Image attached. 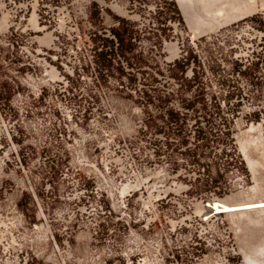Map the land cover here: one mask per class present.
<instances>
[{
    "label": "rangeland",
    "instance_id": "rangeland-1",
    "mask_svg": "<svg viewBox=\"0 0 264 264\" xmlns=\"http://www.w3.org/2000/svg\"><path fill=\"white\" fill-rule=\"evenodd\" d=\"M212 1L213 8L225 3ZM252 1H242L254 11L236 21L264 19L263 0H254L255 8ZM182 3L27 0L18 31H0V264L247 263L242 250L257 246L260 228L238 229L226 217L230 241L215 248L185 220L186 210L200 213L254 179L238 139L251 127L247 82L196 47L236 22L210 31L213 17L210 27L235 10L219 4L215 17L207 13L212 7L190 2L194 10H186ZM9 12L20 8L0 5V22ZM53 30L56 45L41 43ZM138 52L145 57L135 62L158 72L159 101L143 97L146 87L123 83L120 74ZM227 80L238 87L239 103L229 100ZM188 99L199 100L190 104L194 113L185 110ZM199 115L216 124L220 143L197 140ZM211 151L226 153L228 161L220 165ZM256 253L254 262L264 263Z\"/></svg>",
    "mask_w": 264,
    "mask_h": 264
},
{
    "label": "built area",
    "instance_id": "built-area-1",
    "mask_svg": "<svg viewBox=\"0 0 264 264\" xmlns=\"http://www.w3.org/2000/svg\"><path fill=\"white\" fill-rule=\"evenodd\" d=\"M0 2L4 8L7 5L20 8V13L9 12L7 16L6 32L13 35L25 21V13L22 11L27 8V0H0ZM261 22H264V19L259 21L254 18L241 19L220 28L211 35L202 37L196 43L197 48L208 50V58L213 63L217 62L221 68H230L235 78L246 80L247 83L242 88L248 98L246 104L251 121L250 126L255 124L257 117L260 123L264 124V27L261 26ZM27 30L29 29L27 28ZM51 38V46L56 45L59 41V34L53 30ZM47 71H50L51 74L56 71V68L49 67ZM227 86L232 89L229 100L232 99V104L239 103L240 94L234 93L235 91L240 92L238 87L232 85L230 81ZM242 102H244V98ZM214 202L216 200L207 202L200 213L186 210L185 220L190 226L197 228L199 238L208 240L207 246L219 248L221 244L230 241L231 234L230 228L225 223L226 214L220 213L210 206ZM192 205L189 204L188 208L191 209Z\"/></svg>",
    "mask_w": 264,
    "mask_h": 264
},
{
    "label": "bare ground",
    "instance_id": "bare-ground-1",
    "mask_svg": "<svg viewBox=\"0 0 264 264\" xmlns=\"http://www.w3.org/2000/svg\"><path fill=\"white\" fill-rule=\"evenodd\" d=\"M181 1V3L183 2L184 4H186V5H188L189 6V8H190V5H191V3L194 1H192V0H180ZM207 1V0H206ZM205 1V3H207L206 5H203V1H202V4H201V0H199V3L201 4V5H203V6H209V4H211V3H209V2H206ZM213 1H218V0H213ZM212 1V2H213ZM219 1H221V3L223 2H225V3H227L228 4V6H230V8H232V9H234L235 10V13H230V14H228L227 13V15H226V11L228 10V6H227V9L225 10V9H223L222 8V10H224V12H225V17H222L223 18V20L224 21H221L222 20V18L221 17H219V15H218V17L217 18H221L220 20H219V22L221 21V23H218V22H216L215 20V22L217 23V25L216 24H214V26H212V27H210L211 25H213V19H214V17L212 18V20H211V22H212V24L208 27L209 29L208 30H215V29H217V28H219L220 26H222V25H224V24H228V23H231V21H233V20H238V18H241V17H243L244 15L245 16H247L248 15V13H252L253 11H252V9H251V11L252 12H250V10L248 11V9L249 8H246V6H241L243 3H242V1L243 0H219ZM256 1V0H255ZM254 0L252 1V5H251V8H255V6L257 7V3L255 2ZM261 1V0H260ZM191 2V3H190ZM195 2V4L196 5H200V4H197L196 3V1H194ZM198 2V1H197ZM262 2H264V0L263 1H261V4H262ZM182 3V4H183ZM190 3V4H189ZM216 4V7H214V8H216V9H220V7L218 6L220 3L219 2H215ZM225 3L224 4H220V5H225ZM241 3V4H240ZM182 4L180 5L181 7H182ZM183 4V5H184ZM193 4V3H192ZM195 4H193V5H195ZM226 4V5H227ZM193 5H192V7H193ZM195 5V6H196ZM200 5V6H201ZM214 5V6H215ZM225 5V6H226ZM185 6V5H184ZM213 5H211V7H212ZM217 6H218V8H217ZM253 6V7H252ZM264 6V5H263ZM186 8H187V6H185ZM197 7V6H196ZM196 7H195V9H196ZM202 7V6H201ZM210 6H209V8H211ZM262 7V6H261ZM184 8V7H183ZM202 8H204V7H202ZM208 7H206V8H204V10L205 9H207ZM209 8L207 9V10H209ZM213 8V7H212ZM213 8V9H214ZM264 8V7H263ZM119 9H120V7H119ZM216 9H214V10H212V11H209V12H207L208 13V15L211 13V12H214ZM186 10H194V7H193V9H186ZM123 11V10H122ZM121 11V12H122ZM185 11V10H184ZM197 11V10H196ZM195 11V12H196ZM217 11V10H216ZM216 11H215V13L214 14H216ZM119 12H120V10H119ZM185 12H188V11H185ZM185 12H183V13H185ZM190 13H186V14H189V15H191L192 16V12H194V11H189ZM218 12V11H217ZM223 12V11H222ZM221 12V13H222ZM198 13V12H197ZM122 14V13H121ZM126 14V13H125ZM194 14V13H193ZM185 15V14H184ZM196 15H198V14H196L195 13V17H196ZM223 15V14H222ZM191 16H187L186 15V18H188V20H189V18H191ZM215 17L217 16V14L216 15H214ZM211 17H212V15H211ZM194 19V18H193ZM197 18H195L194 19V21L196 20ZM6 20H7V18H6V15H4L3 16V18H2V20H1V22H0V31L1 32H5V30H6V28H7V24H6ZM37 19H36V15L34 14L32 17H31V22L34 24V25H36L37 24V21H36ZM191 20V19H190ZM193 22V21H192ZM208 23H210V21L208 22ZM198 25H200V24H198ZM205 25V24H204ZM196 26H197V24L195 25V28H196ZM201 26V25H200ZM198 27V26H197ZM204 27V26H203ZM206 27V26H205ZM194 29V28H193ZM203 29V28H202ZM198 30H199V28H198ZM204 30V29H203ZM196 31V34L198 33L197 32V30H195ZM201 31V30H200ZM205 31V30H204ZM204 31H201V32H204ZM206 31H207V28H206ZM209 32V31H208ZM51 35L50 34H45L43 37H41V43H50L51 42ZM170 44V43H169ZM168 45V44H167ZM176 46V45H175ZM173 44H172V46H171V50H173V51H176L177 49H176V47H175ZM170 50V51H171ZM172 51V52H173ZM175 52H173V54H174ZM177 53V52H176ZM175 55V54H174ZM51 76L52 77H54V78H59L60 77V75L58 74V72H56V71H54V72H52L51 73ZM240 134H242L241 135V138H240V136H239V138L238 139H240L239 140V143H240V149H241V151H242V154H243V157L246 159V162H247V166L249 167V169H250V171H251V173H252V175H253V179H254V185L253 186H250V188L248 187V189L247 190H244V191H240V193H236L235 195H231V196H228V197H226V198H224V199H220V200H218V201H216V202H214L213 204H211L210 206L213 208V209H215V210H217L218 212H220V213H225L226 214V217H229L230 218V220L231 221H229V222H232V224L231 225H236L237 227H238V229H241V228H239L240 226H244V227H258V228H260V230H261V232H262V238H261V240H260V242H258L257 243V246L256 247H254V248H256V249H254V248H252V246H251V249H252V251H254V252H251V249H246V248H244L245 246H247L245 243H243V237L241 238L242 240L241 241H239L240 243H243L245 246H243V245H241L240 244V246H243L242 248H244L243 250H242V252H243V256L245 257V261H247V263L246 264H256L258 261H256V259H259L258 257L259 256H262V258H263V260H264V124L263 123H259V124H257V125H254V126H251L248 130H245V132L244 133H240ZM127 186V185H126ZM128 187V186H127ZM126 187V188H127ZM125 187H124V191L122 192V194L125 192L126 193V190L128 189V188H132L131 186L130 187H128L127 189H126ZM134 188V187H133ZM126 189V190H125ZM123 190V189H122ZM128 191V190H127ZM234 223V224H233ZM234 225V226H235ZM236 227V228H237ZM234 228V227H233ZM245 229V228H244ZM238 231V230H237ZM238 233V232H237ZM236 233V234H237ZM239 234V233H238ZM237 234V235H238ZM239 237H240V235H239ZM239 237H237V238H239ZM248 247H249V245H248ZM254 249V250H253ZM256 250H258V251H256ZM256 252H258V253H256ZM253 253H256L257 254V258L255 259V261H256V263L254 262V257H252L254 254ZM262 253V254H261ZM256 254H255V257H256ZM261 258V257H260ZM261 258V259H262ZM259 262L261 263L262 262V260L260 261V259H259ZM260 263H258V264H260ZM263 263V262H262ZM261 263V264H262ZM264 264V263H263Z\"/></svg>",
    "mask_w": 264,
    "mask_h": 264
},
{
    "label": "trees",
    "instance_id": "trees-1",
    "mask_svg": "<svg viewBox=\"0 0 264 264\" xmlns=\"http://www.w3.org/2000/svg\"><path fill=\"white\" fill-rule=\"evenodd\" d=\"M158 17L159 18H166L163 11H159L158 12ZM158 22V19H156ZM111 50V48H109ZM145 57V55L142 52H138L136 54H134L133 59L134 62H132L131 64H128V66L126 67L127 70L129 71H123L120 76L123 77V83L127 84V86H130L131 88H135L138 89L141 85L145 88L146 90H144L143 93V97L144 98H150V99H154L158 101L162 98L160 95L156 94V80L154 79V76H156L158 74L157 71H153V67L147 64H141L139 62V60L137 59V61L135 62V57ZM130 68V69H129ZM144 80L143 84H141V80ZM122 84V82H120ZM162 94H166V93H162ZM148 96V97H147ZM166 97V95H164ZM187 107L185 108V110L191 111L192 113L195 112L194 108L191 107L190 104L195 105L196 103L199 102V100H194V99H188L187 101ZM89 104H91V102H88ZM81 105H78V108L75 109V112L80 113L81 110ZM84 111V110H83ZM199 117H202L203 120L199 121L196 120L195 125L197 126V129L195 130V136H197V140L198 141H206L208 143L211 144H215V143H220L221 141V137L218 134V129L216 128V124L211 121L209 118L204 117L199 115ZM196 118V117H195ZM174 123L177 122L175 121ZM175 138V135H174ZM187 145L186 141L183 142H178V149L183 150ZM208 157L211 158L213 160H215L216 162L223 164L224 163V159L226 158V160L228 161V155H226V153L222 152L221 154H214V152H210L208 153ZM201 156V153L199 154V157ZM192 164H196L199 165L197 161L194 160L191 161Z\"/></svg>",
    "mask_w": 264,
    "mask_h": 264
}]
</instances>
